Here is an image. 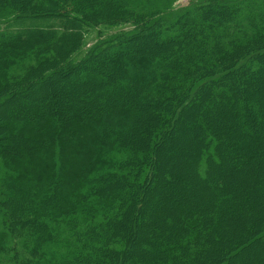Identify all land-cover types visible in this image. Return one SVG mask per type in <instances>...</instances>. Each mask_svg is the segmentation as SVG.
Instances as JSON below:
<instances>
[{"label":"trees","instance_id":"16d2710c","mask_svg":"<svg viewBox=\"0 0 264 264\" xmlns=\"http://www.w3.org/2000/svg\"><path fill=\"white\" fill-rule=\"evenodd\" d=\"M6 1L16 17L0 26V253L264 264V2L175 15L75 0L59 18L55 0ZM31 13L54 21L25 25ZM101 26L131 29L75 59Z\"/></svg>","mask_w":264,"mask_h":264},{"label":"rangeland","instance_id":"374dc122","mask_svg":"<svg viewBox=\"0 0 264 264\" xmlns=\"http://www.w3.org/2000/svg\"><path fill=\"white\" fill-rule=\"evenodd\" d=\"M58 1L56 4L60 3V7L58 9L54 8L51 10H56V13L58 14L59 18H62L66 15V17H71L72 14L69 13L71 9H74L78 7L75 0H55ZM127 8L132 9L136 8L137 13H145L149 12L150 10L158 7L165 8L169 13L172 14H179L181 11L191 7L192 5H206L208 3V0H123ZM240 1V0H239ZM253 0H245L242 10H249V8L246 5H250ZM263 1L264 0H259ZM38 4L37 2H35ZM45 3V2H44ZM34 4V5H36ZM258 7L262 10L264 9V5L257 3ZM7 9L4 10L3 8H0V26L3 28V23L5 21H12L16 15L10 14V1H6ZM40 6V3H39ZM242 6V5H240ZM54 12V11H53ZM28 19L25 20V25H32L37 26V24H40L42 27L46 26V21L49 20V23L53 22L54 19L48 16H41V19H34V14H29ZM33 17V18H31ZM58 18V19H59ZM101 21V19H100ZM130 26V24L126 25ZM83 28V27H82ZM131 27H122V28H105L103 26L101 27H94L90 28L88 33H85L83 46L77 55L75 59H80L83 54L88 50L92 45L96 43L99 37H104L108 34H114L118 30H129ZM18 70L15 69V71L11 72L12 74H17ZM0 225V240L3 238V232L6 233L5 228L1 227ZM10 245V242L6 244ZM10 247V246H9ZM25 251H23L20 247H17V258H15L14 254L9 252L0 253V264H24L27 260L28 251L27 249L23 248Z\"/></svg>","mask_w":264,"mask_h":264}]
</instances>
